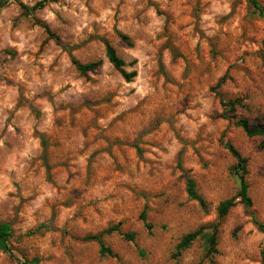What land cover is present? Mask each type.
Returning a JSON list of instances; mask_svg holds the SVG:
<instances>
[{
  "label": "rangeland",
  "instance_id": "obj_1",
  "mask_svg": "<svg viewBox=\"0 0 264 264\" xmlns=\"http://www.w3.org/2000/svg\"><path fill=\"white\" fill-rule=\"evenodd\" d=\"M42 1L0 0V225L13 230L0 264H262L264 137L235 126L264 127V18L249 0H56L25 13ZM74 60L101 65L82 77ZM227 145L247 160L250 209ZM114 227L136 235L103 236L118 259L86 240Z\"/></svg>",
  "mask_w": 264,
  "mask_h": 264
},
{
  "label": "trees",
  "instance_id": "obj_2",
  "mask_svg": "<svg viewBox=\"0 0 264 264\" xmlns=\"http://www.w3.org/2000/svg\"><path fill=\"white\" fill-rule=\"evenodd\" d=\"M55 1L56 0H44L38 3L32 9L26 8L24 6L23 9L26 14H28L29 12L33 13L44 9L47 3L55 2ZM249 2L252 4L255 10L259 12L260 16L264 18V7L261 6L256 0H249ZM0 4L2 5V7L5 5L3 2H0ZM121 38L127 43H129V38L127 36L121 35ZM105 47H106V57L109 63L121 73V75L123 76L126 82H132L137 77V73L135 71L131 73H127L124 70L125 68L124 61L118 56L116 50L107 41H105ZM73 64L82 77H87L89 73L95 72L101 65L100 62L83 65L75 60L73 61ZM237 105H240L239 101H231L226 105V107H228L230 111L233 112L237 108ZM235 126L241 128L248 137H264V127L261 125L254 127L246 120H238L235 122ZM227 147L228 150L238 160L237 166L234 168L240 181V190L238 193V197L241 199L242 203L248 209H250L252 208L253 203L249 196V185L246 181V176L248 175L247 160L243 159L231 146L227 145ZM187 193L192 200L199 201L202 205L204 204L203 200L200 198V196L197 193L195 181L189 175H187ZM233 207H234V200H227L222 202L218 208L219 221L223 220ZM141 220L144 222L146 229L148 231H151L152 227L147 222L145 212L142 213ZM256 225H258V227L264 231L263 225L257 223ZM204 230L205 228H202L194 233H190L184 236L177 247L176 256H181L182 253L185 250H187L191 246V244L198 239L199 236L203 234ZM111 233H118L119 235L123 236V238L126 241L136 243V235L134 233L124 234L122 233L119 227L111 228L107 230L104 234L98 236H89L86 238V240L98 242L100 245V254L102 256L118 259V256L114 254L110 249L106 248L103 242V236L105 234L108 235ZM218 233H219V223L213 226L211 234L205 235V241L208 247L205 256L206 259H212V257L217 254L216 246L218 240ZM12 235H13V230L9 224L4 223L0 225V244L4 242H8V240L12 237ZM261 258H262V264H264V249L261 252ZM211 263L213 264V262Z\"/></svg>",
  "mask_w": 264,
  "mask_h": 264
}]
</instances>
